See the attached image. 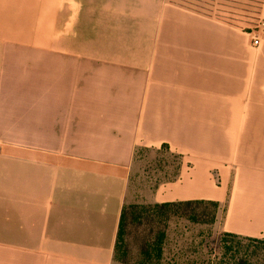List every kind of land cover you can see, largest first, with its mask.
Segmentation results:
<instances>
[{"label": "crops", "instance_id": "0c3cea01", "mask_svg": "<svg viewBox=\"0 0 264 264\" xmlns=\"http://www.w3.org/2000/svg\"><path fill=\"white\" fill-rule=\"evenodd\" d=\"M227 9L0 0V264H116L135 155L164 146L153 203H218L219 232L264 241V52Z\"/></svg>", "mask_w": 264, "mask_h": 264}, {"label": "rangeland", "instance_id": "374dc122", "mask_svg": "<svg viewBox=\"0 0 264 264\" xmlns=\"http://www.w3.org/2000/svg\"><path fill=\"white\" fill-rule=\"evenodd\" d=\"M188 3V0H176ZM198 1V0H195ZM228 9L222 18L237 28L249 39V46L257 56L264 52V0H227ZM261 41V46H253V38ZM261 59V58H260ZM261 67H264L262 60ZM180 159L167 149H140L135 155L131 179L127 193V205L136 207L127 217L125 244L129 249V264L144 261L143 251L150 250L154 264H216L221 257L222 241L231 240L226 233L219 232L215 223H199L191 217L170 214L169 216L148 217L144 212L154 206L153 198L162 184L174 180ZM208 212L213 208L206 206ZM206 209V208H202ZM219 211V209H218ZM218 214V212H217ZM165 232L162 258L156 259L153 251L159 240V233ZM243 245L250 242L242 241Z\"/></svg>", "mask_w": 264, "mask_h": 264}, {"label": "trees", "instance_id": "16d2710c", "mask_svg": "<svg viewBox=\"0 0 264 264\" xmlns=\"http://www.w3.org/2000/svg\"><path fill=\"white\" fill-rule=\"evenodd\" d=\"M162 149L169 150L167 146H164ZM177 157L181 161V157L178 155ZM206 206L213 208V211L209 213ZM202 208L206 209L202 210ZM218 209L219 204L215 202L192 201L155 204L154 206L147 207L144 212L149 215L148 217H154L155 215L169 216L172 214L188 218L191 217L189 219H195L199 223L209 224L216 221ZM135 210L136 207L128 206L127 204L123 209L115 247L114 260L116 264H129L127 261L129 249L126 247L124 237L127 217ZM165 237V232L159 233V240L153 250L157 254L156 259L158 261L162 258V245ZM226 237L231 238V240L222 241L221 257L215 261L216 264H264V241L244 238L233 234H226ZM242 241L250 242V244L243 245ZM143 256L145 259L140 264H154V258L150 250L145 249Z\"/></svg>", "mask_w": 264, "mask_h": 264}, {"label": "built area", "instance_id": "2783aa9c", "mask_svg": "<svg viewBox=\"0 0 264 264\" xmlns=\"http://www.w3.org/2000/svg\"><path fill=\"white\" fill-rule=\"evenodd\" d=\"M253 46L254 47H260L261 46V41H260V39H258V38H253Z\"/></svg>", "mask_w": 264, "mask_h": 264}]
</instances>
